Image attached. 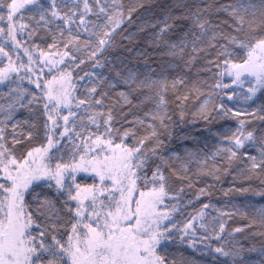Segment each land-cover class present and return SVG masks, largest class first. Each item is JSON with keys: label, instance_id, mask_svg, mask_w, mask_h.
Here are the masks:
<instances>
[{"label": "snow or ice", "instance_id": "obj_1", "mask_svg": "<svg viewBox=\"0 0 264 264\" xmlns=\"http://www.w3.org/2000/svg\"><path fill=\"white\" fill-rule=\"evenodd\" d=\"M153 7L160 19L153 13L134 25V15ZM221 14L229 19L214 22ZM127 26L135 31L117 44ZM137 33L147 35L143 48L129 47L139 44ZM212 52L203 70L215 82L204 81L203 91L188 74ZM0 86L7 89L0 95V264H169L167 249L177 241L211 264H264V243L236 240L257 228L253 236L264 240V205L236 210L248 223L228 231L236 212L203 203L211 184L194 191V176H225L240 183L225 197L264 199V0H0ZM148 105L142 118L128 119ZM22 109L29 115L19 120ZM189 118L193 127L229 118L236 127L214 152L181 155L166 141ZM80 173L98 183L82 186Z\"/></svg>", "mask_w": 264, "mask_h": 264}, {"label": "trees", "instance_id": "obj_2", "mask_svg": "<svg viewBox=\"0 0 264 264\" xmlns=\"http://www.w3.org/2000/svg\"><path fill=\"white\" fill-rule=\"evenodd\" d=\"M140 2L144 3H151L153 5H160V4H171L174 3V0H123V3L125 5H131V4H139ZM190 3L192 2H198V0H189ZM240 0H218V3L220 4H234L239 3ZM258 2V0H257ZM153 13L156 14V19L161 18L160 9L157 7L149 8V9H142L138 14L134 15V25L144 23L148 20L153 19ZM140 17H144L145 20H141ZM213 21H223L229 19L227 14H221L219 17H212ZM135 31L134 26H127L125 28V31L120 32V34L116 37V43L119 44L121 39L125 37L128 32ZM137 37L139 40V44L133 43L129 47L132 48H143L144 42L147 40L146 34H139L137 33ZM82 39H87L86 36H82ZM127 43V41H125ZM149 53L155 57L156 53L151 48L148 49ZM121 56H124L125 53L121 52ZM111 58V57H110ZM129 59H134L133 57L129 56ZM215 59V53L212 52L210 55H208V59L206 60L204 56L202 55L196 66L192 69L191 73L188 74V79H190L193 83L199 81L202 90L208 91L207 87H203V82L207 81L209 85L213 84L214 77L212 73H209L207 71H204L205 65L208 63V60ZM151 63L155 64V60L153 59L150 61ZM4 64L7 63L6 60L3 61ZM180 74H184L183 70ZM173 75H176V73H173ZM225 82H230L227 77H225ZM25 87H31L30 85L25 82ZM125 90V89H117V91ZM7 89H3L2 86H0V95L6 94ZM84 89L80 88L78 95H83ZM112 100H115V93H112ZM134 103H138L140 100V97H134L133 98ZM108 103H111V101H108ZM171 103V110L175 113L173 116V119H178V112H176L177 104L175 100L173 99L170 101ZM259 103V101H258ZM195 104V99L191 100L188 103V111L191 112L193 106ZM151 105H148L145 108H142L140 110L133 109L132 111L135 113V116H129L128 119L132 120L135 117H143L144 113L149 111L151 108ZM119 112V110H117ZM125 111H128L127 108H125ZM29 113L26 109L20 110L16 116L17 119L23 120L28 117ZM119 115L117 116V119H119ZM0 119H2V116H0ZM116 127H120L119 124L116 125ZM236 127V122L232 120L231 118L227 120H215L211 123H204L201 121H197L195 123V126L193 127V121L192 119H187L185 122L175 126V138L169 143L166 141V144H169V147L175 148L181 155H183L185 149L189 150H195V151H202L204 153H212L214 152L218 147H220V139H222V134L224 132H227L229 129L234 130ZM254 127L259 128L260 125L257 123L254 125ZM183 129V131L181 130ZM91 131H95V129H90ZM141 134L143 133V130H141ZM221 134V135H218ZM120 141H117L119 143ZM63 143L66 145L65 148L61 149V154L64 156V161L68 162L71 155H72V145L69 143V141L66 139L63 141ZM76 143H79V140L76 141ZM252 154H255L253 151ZM76 159L78 160L79 157L77 156ZM192 171L189 173V175H193L197 171V167L195 163L191 164ZM233 176L236 174L233 173ZM97 178L94 179L91 177H87L85 174H82L81 176H78L77 181L82 185H90L94 182H97ZM194 183H195V190H198L200 187H204L207 184H211L212 187V196L208 198H204L203 203H213L216 205V207L222 211L225 212H236V215L233 216L231 219H226V224L228 231H234L236 228L239 227H246L248 221L243 219L239 212H243L249 204H255L257 206L264 205V199H261L259 196H253L251 193L240 196L238 194L233 193L229 197H225L223 195L224 191H227L229 188L233 187H239L240 183L239 180L237 183H233L232 179L230 177L222 176L221 180L219 182H216L214 179L210 177H196L194 176ZM244 187H249L247 183L243 185ZM251 187L253 189H258L260 187V182L258 179H254ZM39 190V189H38ZM45 192L48 190L45 189ZM191 195V194H190ZM234 206V207H233ZM200 207H202V204L197 203L195 208L189 207L185 210L186 214L191 213L195 210H198ZM236 210H239L237 212ZM250 211V210H249ZM184 217L182 216L181 219ZM260 229H253L249 231H245L243 234H238L236 236V240L244 242L245 246H252L255 245L256 247H259L261 243H264V240H262L259 235L253 236V232L258 233ZM215 247V243L213 244ZM167 254L169 257V264H172V262H175V264H183L184 261H187L188 264H211V258L208 256H202L198 250H194L187 246L186 243L181 244L179 241H177L175 244L169 245L167 249ZM251 259L255 260L257 257L253 254Z\"/></svg>", "mask_w": 264, "mask_h": 264}, {"label": "rangeland", "instance_id": "obj_3", "mask_svg": "<svg viewBox=\"0 0 264 264\" xmlns=\"http://www.w3.org/2000/svg\"><path fill=\"white\" fill-rule=\"evenodd\" d=\"M82 174H85L87 177H91L92 176V178H93V174L92 173H80L78 176H81ZM78 178V177H77ZM98 179V178H97ZM96 183H98V180H97V182Z\"/></svg>", "mask_w": 264, "mask_h": 264}]
</instances>
